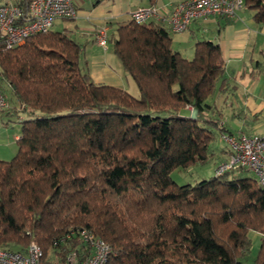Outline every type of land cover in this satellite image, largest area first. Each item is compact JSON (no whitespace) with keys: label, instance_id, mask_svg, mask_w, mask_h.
Here are the masks:
<instances>
[{"label":"trees","instance_id":"trees-1","mask_svg":"<svg viewBox=\"0 0 264 264\" xmlns=\"http://www.w3.org/2000/svg\"><path fill=\"white\" fill-rule=\"evenodd\" d=\"M243 1L264 24V0ZM109 40L137 94L95 82L86 43L68 30L0 49L21 124L15 155L0 159V246L35 240L62 260L61 238L85 227L109 243L107 264H244L257 231L253 262L264 264V187L252 174L172 177L209 161L230 133L212 101L229 87L220 43L198 40L186 57L162 23L134 19Z\"/></svg>","mask_w":264,"mask_h":264},{"label":"crops","instance_id":"crops-1","mask_svg":"<svg viewBox=\"0 0 264 264\" xmlns=\"http://www.w3.org/2000/svg\"><path fill=\"white\" fill-rule=\"evenodd\" d=\"M74 1L76 15L58 19L53 29L68 30L80 43H86L85 56L95 82L119 85L131 93H138L134 80L114 53L110 40L107 47H103L96 41L95 31L98 26H106L111 37L118 24L130 20L134 9L148 6V0ZM180 1L157 0L154 5L157 16L153 20L162 23L170 31L173 47L186 57H192L194 44L198 40L212 39L220 43L229 87L223 93H216L212 101L223 113L221 123L230 132L263 133L264 24L258 23L253 18V10L244 6L234 18L207 15L194 20L184 31L173 32L166 18ZM0 87L10 102L8 108L0 110V159H10L16 153V141L21 136L20 118L16 119L18 115L13 114V107L18 105V101L8 84L1 79ZM249 235L251 239L255 238L257 253L262 233L250 231Z\"/></svg>","mask_w":264,"mask_h":264},{"label":"built area","instance_id":"built-area-1","mask_svg":"<svg viewBox=\"0 0 264 264\" xmlns=\"http://www.w3.org/2000/svg\"><path fill=\"white\" fill-rule=\"evenodd\" d=\"M243 0H182L169 13L166 21L173 32L184 31L196 19L207 15L234 18L244 7ZM77 8L74 0H31L20 5L15 0L0 1V49L22 44L37 33L53 29L55 22L62 18H72ZM157 16L155 6H140L131 12V19L143 23ZM96 41L103 47L109 43L106 26H98ZM10 106L7 95L0 87V110ZM222 139L228 144V156L216 165L215 175L234 169L244 168L252 173L264 187V132H226ZM70 246L64 259L59 253L50 258L35 240L23 250L0 246V264H107L111 247L104 239L85 227H77L67 232L60 240Z\"/></svg>","mask_w":264,"mask_h":264},{"label":"rangeland","instance_id":"rangeland-1","mask_svg":"<svg viewBox=\"0 0 264 264\" xmlns=\"http://www.w3.org/2000/svg\"><path fill=\"white\" fill-rule=\"evenodd\" d=\"M126 73V72H125ZM137 89V87H136ZM131 92V91H130ZM136 92V91H135ZM133 93V92H132ZM137 94V93H133ZM18 119L19 116H16ZM216 148V149H215ZM212 149H215V154L213 157L209 159L206 163H197L189 167L188 169H175L172 172V177L173 179L179 183V184H184V183H195L197 180H200L202 178H207L211 175L214 174L216 165L219 164L221 161L225 160L228 152L226 151H221V149H229L228 144L222 139L221 136H218L215 141H213L212 144ZM236 174H252L250 171H245V172H237ZM260 245V243H259ZM256 250H257V245L255 238L252 237V246H251V251L249 255L246 257L244 264H251L254 261V258L256 256Z\"/></svg>","mask_w":264,"mask_h":264}]
</instances>
